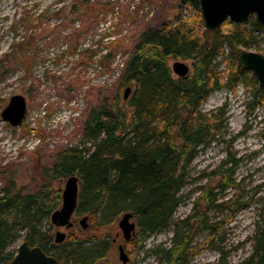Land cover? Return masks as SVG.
Returning a JSON list of instances; mask_svg holds the SVG:
<instances>
[{
	"label": "trees",
	"instance_id": "1",
	"mask_svg": "<svg viewBox=\"0 0 264 264\" xmlns=\"http://www.w3.org/2000/svg\"><path fill=\"white\" fill-rule=\"evenodd\" d=\"M92 3L94 0H76L72 5L71 13L78 24L65 35L70 39L71 54L81 46V34L99 23L94 6L102 11L111 9L108 4ZM184 3L198 12L202 23L198 0ZM126 6V13L118 17L120 25L136 20L134 10ZM260 34L264 29L253 20L239 24L225 21L212 34L204 30L192 32L182 23H162L142 30L135 38L133 35L126 39L112 32L111 37L116 38L105 41L101 49L77 52L82 62L98 55V63L107 73L113 71L111 66L119 55L114 81L119 88L132 92L124 102L118 94L104 95L86 110L81 131L91 145L52 154L47 166L36 169L40 187L35 192L23 195L13 187L0 192V264H9L15 255L6 247L10 228L17 224L25 229L24 242L40 247L59 264H97L106 257L111 249L107 237L71 236L61 244L54 243L49 216L61 203V196L60 192H52L50 185L71 175L79 181L75 213L88 215L95 226L108 228L123 213H132L138 249L167 229L182 202L179 193L185 183V168L214 137L211 119L200 115L199 108L213 92H234L239 84L256 86L251 73L237 65L236 54L253 50L264 56V50L259 48ZM226 49L228 54L223 58ZM179 59L191 62L192 74L173 76L168 62ZM227 62L231 64L220 69ZM103 90L101 87L97 93ZM257 91L263 92L260 88ZM259 105H263L262 97L257 100ZM230 163L236 165L233 160ZM225 173L228 184L220 186L222 189L231 185V168ZM222 227L221 222L189 216L174 224L170 245L157 248L156 253L162 264H188L196 255L195 234L206 233L213 240ZM219 252L217 264H231L226 253L222 249ZM236 264H264V226L256 228L252 253Z\"/></svg>",
	"mask_w": 264,
	"mask_h": 264
},
{
	"label": "rangeland",
	"instance_id": "2",
	"mask_svg": "<svg viewBox=\"0 0 264 264\" xmlns=\"http://www.w3.org/2000/svg\"><path fill=\"white\" fill-rule=\"evenodd\" d=\"M75 2L0 0V114L12 96L24 97L27 105L20 127H11L0 116V192L10 187L23 195L35 192L40 187L36 169L47 166L52 154L91 145L81 131L86 110L104 95L118 94L121 101L127 100L123 99L127 88H119L114 81L121 61L119 55L111 66L113 71L107 73L98 63V55L82 62L77 52L101 49L105 41L116 38L111 37L112 32L126 39L133 35L135 38L142 30L160 27L162 23H182L195 33L204 30L198 12L184 0H94L92 4H108L111 9L102 11L94 6L99 23L81 34V46L71 54L70 39L65 35L70 34L72 25L78 24L71 13ZM127 4L130 11L134 10L136 20L120 25L118 17L126 13ZM259 41V48L264 50V34L259 35ZM225 52L223 58L228 49ZM176 61L186 64L192 74L188 60H169V67ZM228 63L231 64L220 65V69ZM101 87L105 91L97 93ZM257 88L258 84H239L234 92L222 89L210 94L200 106L199 114L212 121L214 137L185 168V183L179 193L182 202L167 229L138 249L137 242H123L118 228L121 215L112 226L101 229L88 215L75 213L73 227H53L52 238L57 231L65 233V239L109 238L111 249L97 264H119L118 246L124 247L129 264H162L156 250L170 245L174 224L197 215L211 223L221 222L223 227L213 240L206 233L195 234L196 255L188 264H217L221 249L231 264L245 260L252 253L257 226H264V92ZM259 97L263 105L256 106ZM230 160L236 165H231ZM230 168L231 185L222 189L220 186L228 184L225 171ZM64 182L65 179L54 182L50 189L61 196ZM60 206L61 203L57 209ZM85 216L87 228L82 229L80 220ZM10 229L6 251L16 253L24 242L25 229L21 224Z\"/></svg>",
	"mask_w": 264,
	"mask_h": 264
},
{
	"label": "water",
	"instance_id": "3",
	"mask_svg": "<svg viewBox=\"0 0 264 264\" xmlns=\"http://www.w3.org/2000/svg\"><path fill=\"white\" fill-rule=\"evenodd\" d=\"M198 7L203 23L204 31L212 34L216 32L225 21L233 24L246 23L253 20L254 23L264 29V0H198ZM237 65L248 70L256 79L259 88L264 92V56L250 50H240L236 54ZM172 74L178 78L189 75V67L183 62L176 61L171 66ZM130 89L123 93L126 100ZM27 111L26 100L20 95L12 96L3 109L1 119L11 127H20L25 119ZM79 193V181L74 175L65 179L64 188L61 192V206L49 216L50 224L55 228L70 229L73 227L74 216ZM133 214L123 213L118 221V228L125 240L134 233L135 224L132 222ZM88 217L80 220L82 229L87 228ZM66 238L65 233L57 231L54 243L61 244ZM120 259L125 264L127 257L122 246L118 247ZM9 264H59L49 254L44 253L38 246H30L22 242Z\"/></svg>",
	"mask_w": 264,
	"mask_h": 264
},
{
	"label": "flooded vegetation",
	"instance_id": "4",
	"mask_svg": "<svg viewBox=\"0 0 264 264\" xmlns=\"http://www.w3.org/2000/svg\"><path fill=\"white\" fill-rule=\"evenodd\" d=\"M132 222H134V224H135V220H134V217L132 218V220H131ZM55 228V227H54ZM56 230H61V229H64V230H69V229H66V228H63V227H61V228H55ZM71 229V228H70ZM135 232H136V225H135V229H134V233L131 235V237L128 239V240H125L124 238H123V236H122V239H123V242L125 243V244H127V243H129V242H137L138 240H136V237H135ZM122 234V233H121ZM144 244V243H143ZM142 244V245H143ZM141 245V246H142ZM119 247V246H118ZM122 248H123V251H124V253H125V255H126V257H127V261L125 262V264H129L130 263V259H129V257H128V255H127V253H126V251H125V249H124V247L122 246ZM117 251H118V262H119V264H123V262L121 261V259H120V253H119V249L117 248ZM107 256V255H106Z\"/></svg>",
	"mask_w": 264,
	"mask_h": 264
},
{
	"label": "built area",
	"instance_id": "5",
	"mask_svg": "<svg viewBox=\"0 0 264 264\" xmlns=\"http://www.w3.org/2000/svg\"><path fill=\"white\" fill-rule=\"evenodd\" d=\"M134 7V6H133Z\"/></svg>",
	"mask_w": 264,
	"mask_h": 264
}]
</instances>
